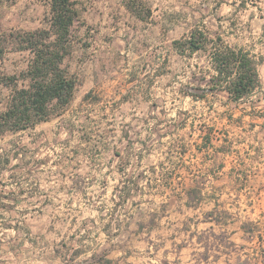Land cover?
<instances>
[{
    "label": "rangeland",
    "instance_id": "1",
    "mask_svg": "<svg viewBox=\"0 0 264 264\" xmlns=\"http://www.w3.org/2000/svg\"><path fill=\"white\" fill-rule=\"evenodd\" d=\"M78 1L83 13L66 61L79 78L72 103L63 117L0 139V264H99L91 261L93 255L107 249L114 264H197L194 253L200 247L184 222L202 218L218 203L233 215L227 226L235 230L233 239L256 246L239 226L252 220L257 235H264V94L235 108V118L243 120L222 118L226 106L220 102L210 109L181 96L180 83L192 73L188 59L179 56L167 62L164 80L146 92L142 63L122 52L132 39L126 0ZM144 1L151 11L148 20L174 22L176 36L195 21L192 10L214 4ZM49 10L47 0H3L0 34L46 27ZM30 57L9 45L0 72L18 74ZM84 62L93 69L97 63L95 70L107 85L90 91L91 106L82 104ZM197 62L195 67L206 69L204 58ZM259 69L264 78V63ZM8 93L0 86V110ZM99 99L105 102L94 106ZM254 102L258 116L252 119ZM209 127L221 134L215 147L200 152L201 129ZM178 133L187 139L186 153L170 157L173 142L160 136L174 139ZM223 143L232 145L228 153L217 151ZM198 184L207 196L190 207L187 191ZM188 223L194 230V221ZM211 264H224V257Z\"/></svg>",
    "mask_w": 264,
    "mask_h": 264
},
{
    "label": "trees",
    "instance_id": "2",
    "mask_svg": "<svg viewBox=\"0 0 264 264\" xmlns=\"http://www.w3.org/2000/svg\"><path fill=\"white\" fill-rule=\"evenodd\" d=\"M2 1L0 0V5ZM47 1L50 7L48 26L17 31L9 35L0 34V62L4 59L9 45L31 54L27 67L20 73L0 72V86L9 89L3 102L4 107L0 110V139L9 133L34 129L65 114L79 85L78 76L71 72L66 61L73 52L74 26L83 13V9L79 7L80 1ZM125 5L132 14L143 20L150 17L151 11L146 7L144 0H126ZM175 45L184 55L198 50L207 51L209 45L212 46V66H205L206 69L196 66L190 81L180 88L182 97H190L194 102L208 103L210 109H215L216 104L220 102L226 106L220 114L221 117L232 121L243 120L242 115L235 118V108L258 92L264 94L259 70V66L264 63V56L256 57L248 50L235 49L228 45L221 47L213 42L206 32L198 30L192 31L190 36L176 40ZM91 96L92 92H88L84 98L87 100ZM153 106L156 104L153 103ZM250 111L252 119L258 116L255 102ZM182 113L185 115L184 119H187L190 111L185 110ZM125 132L124 136L129 137V131ZM219 132L215 127L201 129V141L197 150L207 152L206 150L215 147L214 141L219 139ZM231 147L232 145L223 143L217 147V151L228 153ZM219 166L224 168L223 163ZM187 193V205L190 207H196L198 202L204 201L207 196L205 188L199 184ZM128 197L129 194L126 195V198ZM195 201L197 203L194 204ZM232 216L229 210L221 208L218 203L206 211L202 218L196 221L194 218L188 220L194 221V230L189 228L188 221L184 222L186 231L191 232L192 240L200 247V251L194 253L197 264H211L212 260L220 262L222 257L224 264L264 263V235H257L254 221H243L239 227L246 240L256 246L238 243L232 237L235 230L227 228L232 222ZM201 223L210 225L200 229ZM139 225L144 228L143 223ZM255 238H258L257 243ZM108 252L109 249L94 254L91 261L111 264L112 260L107 258Z\"/></svg>",
    "mask_w": 264,
    "mask_h": 264
},
{
    "label": "crops",
    "instance_id": "3",
    "mask_svg": "<svg viewBox=\"0 0 264 264\" xmlns=\"http://www.w3.org/2000/svg\"><path fill=\"white\" fill-rule=\"evenodd\" d=\"M213 1L214 4L209 6L206 11H200L196 7V9L191 11V16L194 15L195 21L186 28V31L181 36H176L171 33L176 29V24L174 22H170L166 19H158L155 21L148 19L143 20L128 11L130 20L127 26L128 29L131 30L130 37H132V39L131 41L129 40L122 52H127V55L135 63H142L144 75L147 79L143 87L146 89V92H149V90L161 83L168 75L166 66L167 62L170 61L172 57L179 56L188 59L190 62V74L196 69L195 63H198L197 60L200 58H204L208 67L212 66L211 45H209L207 51L198 50L189 55L182 54L175 45L176 40L190 36L194 30L206 32L209 37L213 39V42L218 43L221 47L228 45L235 49L248 50L256 57L264 56V0ZM224 4L228 6L227 9L223 7ZM158 11L159 9L157 12ZM95 65L93 69V67H91L92 64L84 62L82 65L83 73L80 74V76L83 77L82 81L85 88L82 104L88 106H91L89 102L90 99L86 100L84 98L85 95L93 88H95L94 90L99 89L101 91L104 86H107L102 74L95 70V68H97V63ZM138 67L137 64L134 69ZM260 75L264 85V78L261 71ZM190 78L191 75L189 76V80L185 81L184 84L188 83ZM182 85L183 83L181 82L180 86L182 87ZM101 94H103V91ZM114 100L116 99L112 101ZM104 102L103 99H99L94 102L95 105L92 104L98 106ZM64 115L65 114L60 117ZM173 121L175 122L177 119L175 118ZM177 130H180L179 126ZM178 136L179 138H177V134H174V139H168L170 138L169 135L160 136V141L168 140L169 143L173 142V144H171L173 149H170L171 153H169L170 157H174L172 156L173 153L176 154V157L185 156L186 152L183 151V145H185L187 139H185L181 133H178ZM122 139L124 140V138H121V140ZM117 155L118 157H124V154L118 153ZM167 180L168 179H165V182ZM107 257L111 259L110 255ZM111 260V264L116 262L114 259Z\"/></svg>",
    "mask_w": 264,
    "mask_h": 264
}]
</instances>
